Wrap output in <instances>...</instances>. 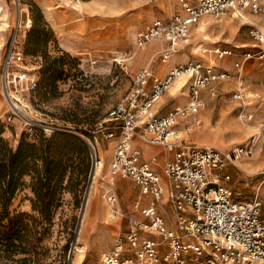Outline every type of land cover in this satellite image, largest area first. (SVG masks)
<instances>
[{"label":"rangeland","instance_id":"1","mask_svg":"<svg viewBox=\"0 0 264 264\" xmlns=\"http://www.w3.org/2000/svg\"><path fill=\"white\" fill-rule=\"evenodd\" d=\"M35 7L41 9L53 32L37 54L27 53L26 45ZM16 10L21 21L19 44L26 50L25 60L17 69L41 81L45 67L55 56H64L66 65L56 88L25 87L18 92L13 88L11 100L1 82V60ZM185 13L182 0H0V137L9 141L14 154L24 139L22 153L27 158L25 173L13 195L0 180V264H102L103 253L113 249L118 237H125L131 220L145 219L134 205L138 186L110 172L116 142L98 133L97 128L113 107L126 102L135 86V72L149 67L163 78L165 66L174 64V57L165 60L158 53L165 42L154 39L138 47L136 33L152 27L156 19ZM256 27L264 32V14L252 11H247L245 18L205 15L192 25L190 43L177 53L180 58L175 66L200 59L226 69L232 78L218 84L221 96L213 97L205 90V106L181 119L180 127L188 143L231 151L251 141L259 131L258 122L264 121V101L257 109L256 121L249 125L240 119L237 106L228 101L241 83L247 91H257L264 98L261 60L252 58L246 63L243 80L234 76V63L242 52L264 47L250 34ZM151 44L155 50L146 59V47ZM219 46L231 47L235 54L218 58L213 52ZM203 48L210 52L202 53ZM176 81L157 104L161 115L191 101L188 74ZM9 114H13V120L8 119ZM71 134L78 140L67 137ZM91 144L105 160V173L94 178ZM147 148L151 149L144 146L145 153ZM228 170L237 199L250 200L257 193L264 197V149L260 141L252 156L230 162ZM112 175L116 178L111 179ZM115 192L120 204L116 203L118 212L114 214L109 196ZM163 213L173 219L171 211ZM110 233L112 243L100 254ZM144 235L158 237L153 231ZM78 244L85 246L83 253ZM133 258L139 261L136 255Z\"/></svg>","mask_w":264,"mask_h":264},{"label":"built area","instance_id":"2","mask_svg":"<svg viewBox=\"0 0 264 264\" xmlns=\"http://www.w3.org/2000/svg\"><path fill=\"white\" fill-rule=\"evenodd\" d=\"M182 4L185 14L156 19L152 27L136 33V45L144 47L154 39H161L165 43L159 54L167 60L190 43L192 25L205 15L230 14L245 18L247 11L264 14V0H198L197 4L182 0ZM20 26L19 20L12 27L1 60V82L9 99L13 88L17 92L25 87L34 90L39 82L26 70L17 69L25 60V49L19 44ZM250 34L264 43L262 29L252 28ZM201 51L210 52L207 48ZM235 51L219 46L213 53L224 58L233 56ZM252 58L261 60L264 65V47L240 54L234 63V76L239 80H243L245 65ZM181 74H188L190 78L191 101L188 105L175 106L164 115L157 114L154 110L156 102ZM133 78L135 86L129 91L126 102L110 110L97 132L117 140L109 164L111 173L131 179L142 194L150 196V205L142 210L146 220H131V228L125 237H118L113 249L103 253L102 264L134 262L132 257L122 258L127 252L136 255L137 264L264 263V197L257 193L250 200L237 199L228 170L230 162L252 156L258 141L264 149V121L258 122L259 131L252 135L251 141L231 151L197 146L188 143L179 131V118H187L205 106L202 90L221 96L218 84L232 78L230 73L215 64L190 59L173 67L163 78L149 67L135 72ZM228 101L237 106L240 119L249 125L256 121L257 109L264 98L257 91H247L241 83ZM7 117L9 120L14 118L13 114ZM138 135L145 143L160 145L173 152V157L164 166V173L172 185L170 197L177 214L176 229L169 228L158 212V202L166 189L155 168L157 157L145 160L142 150L134 147L133 139ZM90 151L94 171L100 159L94 144ZM109 201L113 213H117L116 192L109 196ZM142 230L156 232L160 240H142ZM162 247H166V251H162Z\"/></svg>","mask_w":264,"mask_h":264},{"label":"trees","instance_id":"3","mask_svg":"<svg viewBox=\"0 0 264 264\" xmlns=\"http://www.w3.org/2000/svg\"><path fill=\"white\" fill-rule=\"evenodd\" d=\"M36 15L33 19L32 30L29 33L28 41L26 43L29 51L27 53H34L41 51L45 44L49 41L50 35L53 34L52 29L45 21L41 9L35 7ZM26 53V50H25ZM45 58L48 56L45 54ZM50 58V57H49ZM48 63V62H47ZM47 64L44 69V78L38 82L36 89L41 88L43 90H50L57 87V82L65 74V58L64 56H55V58ZM2 127L0 126V134ZM68 138L72 140H78L74 135H68ZM26 142L22 139L21 143L17 147L16 154L12 153L13 148L9 147V141L0 137V180L2 184H7V189L13 195L16 191L18 180H20L25 173V155L23 152ZM5 150V151H4ZM7 181V182H6Z\"/></svg>","mask_w":264,"mask_h":264},{"label":"crops","instance_id":"4","mask_svg":"<svg viewBox=\"0 0 264 264\" xmlns=\"http://www.w3.org/2000/svg\"><path fill=\"white\" fill-rule=\"evenodd\" d=\"M162 43V42H161ZM161 43L159 44V47H160V45H161ZM164 43V42H163ZM73 44H74V41H73ZM154 45H156V44H154ZM68 47V46H67ZM74 47V46H73ZM68 48H71V47H68ZM162 48V47H161ZM161 48L159 49V51L161 50ZM146 49H147V52H146V59L147 58H151V56H152V54H153V52H154V50H155V48L153 47V45L151 44V45H149L148 47H146ZM159 51H158V53H159ZM178 58H180V55L179 54H177V55H174V64H173V66H175V63H177L178 61H179V59ZM173 66H171V67H169V66H165V68H164V72L162 73V75L164 74V75H166L168 72H166L165 73V71L166 70H169V69H171ZM205 90H202V92H201V95H202V97H203V99L205 100ZM188 95H189V97H190V99H191V95H190V93H189V90H188ZM213 97H214V95H212ZM162 97H163V95H162ZM161 97V98H162ZM160 98V99H161ZM160 99L156 102V104H155V106H154V110H155V112L157 113V114H159V112H158V109H157V104H158V102L160 101ZM180 106V105H179ZM159 115H161V114H159ZM188 118V117H187ZM187 122V121H186ZM184 126H185V124H184ZM186 127V126H185ZM178 128H179V131H181L183 134H184V131H182L181 130V127H180V124H179V126H178ZM115 142H117V140L116 139H113ZM112 144H113V142H112ZM116 144V143H115ZM133 145H134V147H137V148H139L140 150H142V153H143V159H145V160H147V159H151L152 157H157V163H156V165H155V168H157V170H158V172H159V174L161 175V177H162V183H163V185L165 186V189H166V192H165V194L163 195V197L160 199V201L158 202V212H159V214H160V216L163 218V220L166 222V224L169 226V228H171V229H176L177 228V226H176V221H175V218H176V210L174 209V205H173V203H172V199H171V197H170V191H171V189H172V185L170 184V182H169V179L167 178V176L165 175V173H164V169H165V164H166V162L169 160V159H171L172 157H173V152H171L170 150H168V149H166V148H164L163 146H160V145H153V144H149V143H145L140 137H139V135L138 136H136L134 139H133ZM115 146V145H114ZM144 146H148V147H150L151 149H149V148H147L146 149V153H145V150H143L144 149ZM113 150H114V147H113ZM113 154H114V151H113V153L111 154V159H112V157H113ZM111 159H110V161H111ZM109 164H110V162H109ZM136 185V184H135ZM137 186V185H136ZM138 188H139V195H138V197H137V199L134 201V205H135V207H137V208H140L141 209V212H142V210L143 209H145V208H147L150 204V196L149 195H144V194H142V192H141V189H140V187L138 186ZM130 196V193L129 192H127V197H129ZM162 202H165V203H167V205L166 206H164L163 205V203ZM118 203L120 204V198H119V196H118ZM163 211L164 212H166V211H171V214H172V220H169L168 218L169 217H167V216H165V214L163 213ZM143 214V213H142ZM132 220H136V219H132ZM138 220V219H137ZM144 220H146V219H144ZM131 228V227H130ZM130 228H129V230H130ZM128 230V231H129ZM127 231V232H128ZM151 230H149V231H144V230H142L141 232H140V235H141V239L142 240H144V239H155V240H160V237H159V235H158V237H153V236H145L144 234H147V233H149ZM126 232V233H127ZM154 232V231H153ZM111 237H112V235H111V233L109 234V236H108V239L106 240L107 241V245H105V246H102L100 249H99V251H100V254L103 252V251H105V250H107V249H109V247H110V243H112V240H111ZM166 247H162V251H166ZM110 251V250H109ZM107 252V251H106ZM105 253V252H104ZM135 254L133 253V252H127V253H125V255H124V257H122L124 260H126V259H131V257L133 258V256H134ZM134 259V258H133ZM139 262V261H138ZM126 264H137V262H132V263H128V262H126ZM158 264H163V263H158ZM258 264H262V263H258ZM264 264V263H263Z\"/></svg>","mask_w":264,"mask_h":264},{"label":"bare ground","instance_id":"5","mask_svg":"<svg viewBox=\"0 0 264 264\" xmlns=\"http://www.w3.org/2000/svg\"><path fill=\"white\" fill-rule=\"evenodd\" d=\"M80 4H81V2H80ZM83 4H85V3H83ZM82 6V5H81ZM86 6H88V5H86ZM98 6V5H97ZM85 7V6H84ZM89 8H90V6H89ZM93 8V7H92ZM88 9V8H87ZM81 11L82 12H84V8H82L81 9ZM19 18H20V16H19V12L16 10V12H15V23H17L18 21H19ZM134 41H135V37H134ZM174 55H176V54H173L171 57H174ZM170 57V58H171ZM171 60H174V59H171ZM184 75H186V74H181V76H184ZM181 76H179L176 80H178V79H180L181 78ZM175 80V82H173V85L174 84H176L177 83V81ZM170 86V85H169ZM168 86V87H169ZM16 104V107H21V106H19V105H21V104H18V103H15ZM181 119L182 118H179V124H180V122H181ZM237 129V131L239 130L238 128H236ZM242 132V131H241ZM204 146H207V145H204ZM99 159H100V155H99ZM105 161V160H104ZM104 161L102 160V159H100L99 161H98V163H97V165L94 167V169H96V171H95V174H94V176H93V178L94 177H96L98 174H104L105 173V169H104V167H105V163H104ZM110 172H111V170H110ZM111 177V179H115L116 177L115 176H110ZM96 180V179H95ZM111 206H113V205H111ZM80 234V233H79ZM77 247L79 248V249H81V253H83V249L85 248V246H83V245H77ZM79 252V251H78ZM258 263H262L261 261H258L257 262V264ZM263 264V263H262Z\"/></svg>","mask_w":264,"mask_h":264}]
</instances>
